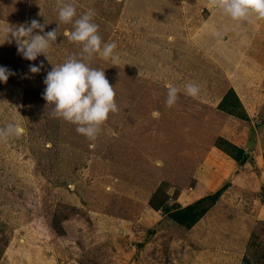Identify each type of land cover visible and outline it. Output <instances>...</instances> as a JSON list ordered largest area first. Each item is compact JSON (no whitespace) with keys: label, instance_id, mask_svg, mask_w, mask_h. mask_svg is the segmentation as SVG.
Returning a JSON list of instances; mask_svg holds the SVG:
<instances>
[{"label":"rangeland","instance_id":"1","mask_svg":"<svg viewBox=\"0 0 264 264\" xmlns=\"http://www.w3.org/2000/svg\"><path fill=\"white\" fill-rule=\"evenodd\" d=\"M65 2L78 15L94 10L103 40L117 44L118 65L97 56L91 66L105 70L119 111L95 141L53 118L54 106L43 99L52 65L43 55L24 59L15 40L0 33V66L15 73L0 82V127L14 122L25 129L0 142V264H181L183 253L169 243L173 230L147 223V208L156 195L175 198L188 185L195 189L198 166L191 169L189 151L201 143L209 150L219 146L220 130L229 124L220 101L229 64L221 58L235 44L205 30L216 15L208 0ZM33 19L47 23L45 32L59 28L49 51L53 64L79 58L80 47L65 34L72 25L59 22L56 0H0V27ZM41 62L40 73L29 71ZM188 82L199 85L198 97L184 93ZM168 84L181 88L171 108L165 104ZM258 198L264 208V189ZM251 232L246 254L211 264H264V221H255Z\"/></svg>","mask_w":264,"mask_h":264},{"label":"crops","instance_id":"2","mask_svg":"<svg viewBox=\"0 0 264 264\" xmlns=\"http://www.w3.org/2000/svg\"><path fill=\"white\" fill-rule=\"evenodd\" d=\"M215 14V17L209 20L211 24L205 25L208 26L205 30L210 29V34L228 32L229 38L223 34L224 44H235V47H231V52L221 58L228 59L225 62L226 65L229 64L228 68L224 69L227 68L225 73L229 79L227 78L225 84L226 93L222 92L224 96L220 101L233 89L249 117V120L245 121L225 114L229 118V124L221 128L218 138L229 140L242 148L248 158L240 165L215 143L210 146V150L207 149L209 146L203 148V143L200 148L194 145L197 149L193 151L195 154L191 149L189 153L194 156L190 157L194 160L191 169L198 166L193 171L197 185L195 189L188 185L189 188L175 198L168 197V192L160 198L156 195L154 204L158 206L157 210L151 205L153 200H149L150 207L147 212L150 220L147 223L159 228L170 226L174 232V238L169 240L170 247L183 253L180 257L181 264L223 263L221 258L225 255L231 258L233 255L246 254L254 222L264 221V208L258 198L259 192L264 189V20L253 16L248 21L236 22L219 11ZM231 45L232 43L229 47ZM201 117L203 112L200 113V119ZM257 129L260 132L256 137L254 132ZM202 153H205V156L198 161ZM180 163L178 168L185 170L186 165ZM209 165L215 168L209 171ZM222 189L225 190L216 200L207 197ZM160 199L165 200L164 204L159 202ZM209 200L213 203L208 202ZM200 201H203L201 207L207 210L191 228L178 224L169 217L175 207L184 209ZM208 204L210 206L206 207ZM164 208L171 210L164 212Z\"/></svg>","mask_w":264,"mask_h":264},{"label":"clouds","instance_id":"3","mask_svg":"<svg viewBox=\"0 0 264 264\" xmlns=\"http://www.w3.org/2000/svg\"><path fill=\"white\" fill-rule=\"evenodd\" d=\"M56 4L59 22L72 25V30L65 34L70 41L80 47L79 58L70 55L62 63L53 64L49 58V51L56 45L59 28L45 32L47 23L41 24L36 19L16 27H0V33L6 37L7 42L15 40L18 52L24 59L36 61L39 56H45L52 69L47 72L44 79L46 87L43 99L47 105L54 106L51 116L76 125L79 134L89 141H95L110 114L117 113L119 108L115 88L109 83L105 70L92 67L91 61L98 56L104 61L118 65L120 55L116 51L117 44L114 41L103 40L99 34V25L93 22L94 10L89 9L78 15L74 4L65 0H56ZM208 6L232 21H248L253 16L264 20V0H208ZM216 36L223 38L221 32H217ZM43 68V62L39 65H29V71L33 74L40 73ZM14 74L10 69L0 66V82L6 84L9 77ZM166 87L165 104L171 108L177 103L181 88L172 84ZM183 91L187 96L196 98L200 94V87L194 82H188L183 85ZM153 116L158 117L159 113L154 112ZM24 132L25 129L18 123H8L0 127V142L20 137ZM89 146L95 147L94 144ZM158 164L163 166L162 161Z\"/></svg>","mask_w":264,"mask_h":264},{"label":"trees","instance_id":"4","mask_svg":"<svg viewBox=\"0 0 264 264\" xmlns=\"http://www.w3.org/2000/svg\"><path fill=\"white\" fill-rule=\"evenodd\" d=\"M221 109L225 111L228 115L235 116L237 118H240L242 120L248 121L249 117L247 116V113L237 97L235 91L233 89H230L225 97L222 100L221 103ZM219 148L224 151L228 156H230L232 159H234L236 162H238L240 165H243L246 160L247 156L245 155V151L242 148L237 147L236 145L232 144L231 142L225 140V139H219ZM225 189H222L214 196L210 197L213 200H216L224 191ZM160 194V193H159ZM165 194V193H163ZM160 194V195H163ZM160 198V197H159ZM158 199V198H157ZM152 202V201H151ZM160 203L164 204L165 200L159 201ZM203 201L197 202L196 204L190 205L184 209H176V207L172 210H175L172 212L171 208H164V212H170L169 217L176 223L181 224L183 226H186L187 228H191L196 222L201 218V216L204 215L206 212V208H202L201 204ZM153 208H157L158 206L154 204V200L151 203ZM155 205V206H154ZM157 210V209H156Z\"/></svg>","mask_w":264,"mask_h":264},{"label":"water","instance_id":"5","mask_svg":"<svg viewBox=\"0 0 264 264\" xmlns=\"http://www.w3.org/2000/svg\"><path fill=\"white\" fill-rule=\"evenodd\" d=\"M208 202H210V203H213V201H212V200H209Z\"/></svg>","mask_w":264,"mask_h":264}]
</instances>
